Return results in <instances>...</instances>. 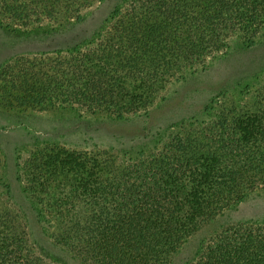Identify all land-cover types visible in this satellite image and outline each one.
I'll use <instances>...</instances> for the list:
<instances>
[{
  "label": "trees",
  "instance_id": "obj_1",
  "mask_svg": "<svg viewBox=\"0 0 264 264\" xmlns=\"http://www.w3.org/2000/svg\"><path fill=\"white\" fill-rule=\"evenodd\" d=\"M102 2L0 0L9 25L53 27L46 47L0 64V105L147 121L124 150L42 142L22 151L16 178L28 204L10 199L0 155V264H174L199 233L204 243L183 264H264V221L213 225L264 187V68L240 98L219 91L202 109L208 119L170 124L148 146L171 84L235 39L258 43L264 0H115L107 26L84 37ZM36 226L72 261L40 246Z\"/></svg>",
  "mask_w": 264,
  "mask_h": 264
},
{
  "label": "rangeland",
  "instance_id": "obj_2",
  "mask_svg": "<svg viewBox=\"0 0 264 264\" xmlns=\"http://www.w3.org/2000/svg\"><path fill=\"white\" fill-rule=\"evenodd\" d=\"M114 1L103 0L97 8L87 13L85 19L90 25L91 32L90 30L84 32L85 30L79 27L84 37L92 33L87 37L94 38L92 35L98 32L96 30L99 27L103 29L107 26L105 20ZM5 15L6 19L3 18V11L0 8V64L24 52L39 51L50 42L43 37L53 27L36 25L17 28L7 23L11 22L10 16L8 13ZM59 41L62 46H66V42ZM263 68L264 34L260 35L258 43L254 46H249L241 39H235L226 53L211 58L206 66L200 65L188 71L183 78L171 84L165 93L166 96L158 101V110L152 114L148 146H152L163 133H166V128L170 124L191 120L193 117L199 120L208 119L210 115L202 109L219 94V91L236 93L240 98V91L245 84L251 88L259 82ZM146 122L144 115L119 118L104 113H87L72 107L39 111L17 107L10 109L0 105V155L3 162L1 172L3 182L11 183L10 199L19 205L26 203L27 198L22 192V184L16 178L17 158L22 151L29 150L36 143H60L76 147L116 146L124 150V147L135 141L136 124L145 126ZM142 148L146 146L139 144L131 153H136ZM250 219L264 221V187L251 192L243 202L220 214L213 225L222 227L231 221ZM33 232L38 235L37 238L42 243L40 246L45 245L57 253L52 252L54 255L72 261V256L68 252L52 243L47 231L36 226ZM204 239L205 234L200 233L189 239L174 264H183L192 258L204 243Z\"/></svg>",
  "mask_w": 264,
  "mask_h": 264
}]
</instances>
